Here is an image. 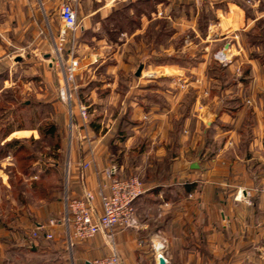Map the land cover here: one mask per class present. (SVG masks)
I'll use <instances>...</instances> for the list:
<instances>
[{
  "label": "crops",
  "instance_id": "crops-1",
  "mask_svg": "<svg viewBox=\"0 0 264 264\" xmlns=\"http://www.w3.org/2000/svg\"><path fill=\"white\" fill-rule=\"evenodd\" d=\"M67 1L0 0V98L5 90L3 98L15 100L18 89L34 82L51 85L47 34L62 44L64 25L52 9ZM250 1L249 7L242 0L71 1L79 22L68 31L77 39L74 50L117 58L100 62L110 78L90 74L81 85L89 86L92 104L110 106L99 115L109 123L76 126L94 140L71 147L67 192L61 195L54 183L45 186L36 205L19 211L11 224L0 222V264H89L113 250L123 264H159L160 256L166 264H264V59L244 39L264 20V5ZM146 2L157 7L150 16ZM201 15H208L203 31ZM157 19L167 34L163 45L151 47L156 60L135 68L134 61H122L133 46L130 39ZM219 51L234 56L217 64L221 73L214 74L210 56ZM38 70L41 75H34ZM113 102L121 104L118 113H112ZM39 135L38 128L9 122L0 126V145ZM144 138L149 142L139 145ZM92 149L94 160L84 170ZM108 167L119 177L146 168L135 225L115 227L112 236L70 238L61 221L66 200L87 189L97 193L108 183L102 175ZM1 177L9 185L8 174ZM96 205L100 214V198ZM51 219L58 221L50 224Z\"/></svg>",
  "mask_w": 264,
  "mask_h": 264
},
{
  "label": "rangeland",
  "instance_id": "rangeland-1",
  "mask_svg": "<svg viewBox=\"0 0 264 264\" xmlns=\"http://www.w3.org/2000/svg\"><path fill=\"white\" fill-rule=\"evenodd\" d=\"M242 2L246 7H249L248 5L252 4L250 0H242ZM259 3L260 5H264V0H261ZM144 9L146 15L150 16L156 12L157 7L152 2H146ZM52 14L60 18V8L55 7L52 9ZM202 25L204 26V24ZM163 27V21L158 19L147 24L145 33L142 36H138V39H136V37L134 40L130 39L129 43L130 45H133L128 50L130 53L123 54L120 59L124 62L126 60L134 61V68L137 67L141 61L148 64L150 61L156 60V53H150L151 47H156L157 44L163 45L167 34V31L165 32ZM47 38L46 45L48 46L49 51L48 62L50 63L47 67L49 76H51L49 82L51 85L45 86L47 84H44L39 86L38 82H34L33 87L28 90L24 87L18 89L15 100L9 101L3 98L6 93L5 90L1 92L0 110L2 109V111L0 112V115L1 113H4L5 117L2 119L3 116H1L0 126L8 125V123L11 122L17 127L27 126L38 128L39 132L43 129L49 132L52 131L50 130L51 128L54 129V133H46L42 137L40 134L38 138L35 136L26 139H19L18 144L24 146V149L19 153V156L15 157L12 153L0 157V222L6 224H11L19 211L28 210L30 204L36 205L41 200L38 197H40L39 195L41 191L44 190L45 186L47 187L54 183L53 185L59 187L61 195H63L64 192H67V177L69 174L71 147L75 145V142L80 144L84 143L88 146L89 143H92L94 140L89 136L87 131L84 134L81 133V131L79 133L76 129V126L81 122V117H77V114L75 115V101H78V105L81 102L88 108V126L90 125L91 127L92 123H94V125L100 123L102 126H106L107 123H109L107 116L105 117L103 115V117L100 118L99 115L109 110L110 106L108 105L109 107L107 108V106L104 105V111L101 107H97V104H92L93 99L90 98V95L87 96L89 86L86 85L82 87L81 85L90 78V74H93L94 77L96 76L95 79L110 78L111 76L106 75V70L100 66V62H111L113 59L114 61L117 60V58H107L106 54H103L102 58L95 59L93 55L88 54V52H77L74 50L77 39H75L69 32L62 36V39L60 40L62 42L59 46L62 49L61 51H57L56 48L58 47L56 40L54 35L52 37L50 31L47 34ZM244 39L246 45L257 48V52H254V50L252 51L254 52V56L264 59L263 19L256 24V27L253 30L245 35ZM86 40L89 42L91 39ZM224 53L226 55L225 58L219 56L218 52H215L210 56L213 65L211 70L212 73L220 74L221 70L217 69V67H219L218 65L221 64L222 67V65H226L229 61L233 60L234 55L232 56L228 51H224ZM19 55L23 56L22 54ZM195 56L198 57L200 55L197 54ZM73 61L78 62V69L74 84L77 87L76 89L72 88L74 100L71 102L67 99V90L69 87L65 80V67ZM92 62H94V65H92L93 67L91 70H84V68H82L84 65H88ZM2 72H4V70L0 69V73ZM132 72L133 70H131L130 74ZM237 72H241V70L237 69ZM34 73L36 76L41 75L40 70ZM170 73L172 74L173 72L170 71ZM161 75L160 70H157L156 76L162 77L163 75ZM172 78L174 81L176 80V83H179V77L174 76ZM95 84H97V82ZM95 84H93V86H95ZM98 86H100V94L101 92L104 93L106 88L101 85ZM97 93H99V91ZM115 103L116 102L110 104L112 105L111 110L113 114L118 113L120 109H122L119 102ZM9 114L10 118L8 119L7 117ZM118 138H120V136H118ZM148 142L149 141L144 138L139 145H146ZM94 151L96 154L95 149ZM89 152L90 150H87V153ZM23 157H27L28 160L23 159ZM55 162L59 163L58 166L55 165ZM25 167H29L28 170L32 171V173H25ZM116 173L118 174V172ZM4 174H8L10 180L9 185L7 182H4V179L1 177ZM147 174L146 168L143 169V167H141V170L137 171L136 174L124 176H138L145 183V176ZM44 175L55 176H52L50 180H45L46 178ZM56 176L59 177V179Z\"/></svg>",
  "mask_w": 264,
  "mask_h": 264
},
{
  "label": "built area",
  "instance_id": "built-area-1",
  "mask_svg": "<svg viewBox=\"0 0 264 264\" xmlns=\"http://www.w3.org/2000/svg\"><path fill=\"white\" fill-rule=\"evenodd\" d=\"M71 1L68 0L60 8V18L63 22L62 36L68 31H75L79 22L77 13ZM57 51L61 47L57 46ZM219 56L226 57L224 52L219 51ZM78 69V62L73 61L65 67V80L68 84L67 99L74 100L72 88L76 89L75 76ZM75 86V87H74ZM79 117L83 127L87 126L88 108L79 103ZM89 160L82 164V169L86 170L94 160L95 151L90 150ZM102 175L108 183L97 193L87 189L78 197L66 200V213L61 221L64 222L69 231L70 238L85 240L91 239L99 233H108L112 236L115 227L127 228L136 223V201L146 191L145 183L138 176L119 177L114 168H106ZM105 189L107 191H105ZM100 198L101 213H97L96 201ZM58 220L51 219L50 224H56ZM34 237H39L38 232H33ZM47 238H52V234L45 233ZM89 264H123L122 259L116 250L93 259Z\"/></svg>",
  "mask_w": 264,
  "mask_h": 264
},
{
  "label": "trees",
  "instance_id": "trees-1",
  "mask_svg": "<svg viewBox=\"0 0 264 264\" xmlns=\"http://www.w3.org/2000/svg\"><path fill=\"white\" fill-rule=\"evenodd\" d=\"M200 20L201 21L199 22V27L203 31L204 27L207 28V25H208V15H201ZM202 24H204V27ZM0 111H2V109ZM50 130L52 131L49 132V131H45L44 129L40 130L41 137L45 135L46 133H49V134L54 133L53 128H51ZM18 142H19V139H14V140L8 141L5 144L1 145L0 146V157H4V155L6 156L9 151H11L15 157L19 156V153L24 149V146L19 145ZM23 159L28 160L27 157H23ZM28 169L29 167L24 168L25 173L26 172L32 173V171H29Z\"/></svg>",
  "mask_w": 264,
  "mask_h": 264
},
{
  "label": "water",
  "instance_id": "water-1",
  "mask_svg": "<svg viewBox=\"0 0 264 264\" xmlns=\"http://www.w3.org/2000/svg\"><path fill=\"white\" fill-rule=\"evenodd\" d=\"M143 67H144L143 64H141V65L138 67V69H137V73H136L138 76L141 74V72H142V70H143ZM159 264H166V261H165V259H164L162 256L159 257Z\"/></svg>",
  "mask_w": 264,
  "mask_h": 264
}]
</instances>
